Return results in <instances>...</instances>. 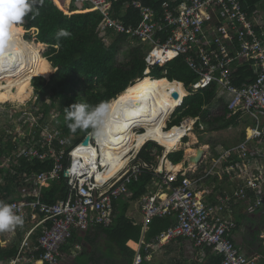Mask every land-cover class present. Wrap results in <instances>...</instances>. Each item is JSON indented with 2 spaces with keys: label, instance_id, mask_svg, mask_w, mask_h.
<instances>
[{
  "label": "built area",
  "instance_id": "1",
  "mask_svg": "<svg viewBox=\"0 0 264 264\" xmlns=\"http://www.w3.org/2000/svg\"><path fill=\"white\" fill-rule=\"evenodd\" d=\"M71 4L78 10L103 15L98 32L104 40L110 34L126 35L129 40L146 44L147 77L156 67L182 59L196 77L188 86L182 83L187 96L216 86L213 103L225 95L227 119L237 117L246 126V134L238 144L220 151L215 158L202 160L201 165L209 164L202 173L200 164L199 168L196 165L176 172L164 164L165 156L158 157L155 166L141 160L139 153L131 152L126 157L128 164L115 176L104 179L102 173L116 161L113 156L103 154L96 137L92 136V144L99 150L98 158L90 160L76 153L80 144L67 152L71 143L54 120L22 109L18 114L19 126L28 127L31 132L27 135L23 129L17 138L10 140L14 156L0 155V200L15 205L29 225L11 264H64L67 257L62 249L73 235L113 225L115 203L131 199L130 185L143 175L151 176L146 193L138 200L144 228L147 230L155 217L176 214V224L156 241L165 244L189 239L201 250L211 249L214 256L221 257L222 264H258V258L249 257L237 248L234 239L237 223L224 215L233 205L243 203L249 214L260 211L264 217V23L258 8L250 12L243 0H166L161 9L135 2L131 6L139 11L140 23L134 26L114 16L112 0H71ZM129 6L127 3L125 8ZM240 69L250 76L243 79L238 73ZM242 79L238 86L236 81ZM187 96L181 99L178 108ZM171 119L164 131L185 128L187 135L182 142L200 120L184 118L179 126L170 127ZM200 127L204 129L202 124ZM100 128L99 123L97 136ZM18 158L29 162L53 161V165L47 171L30 175L29 186L16 188L17 195L7 198L2 186ZM61 175L68 184L66 198L55 204L44 202L42 190ZM215 176L231 182L233 190L225 192L212 207L204 202L200 189ZM261 239L264 246V226ZM154 242L142 241L134 264L143 262L141 248L144 246L149 253ZM38 253L40 258L36 259Z\"/></svg>",
  "mask_w": 264,
  "mask_h": 264
},
{
  "label": "trees",
  "instance_id": "2",
  "mask_svg": "<svg viewBox=\"0 0 264 264\" xmlns=\"http://www.w3.org/2000/svg\"><path fill=\"white\" fill-rule=\"evenodd\" d=\"M165 1L112 0L114 16L122 19L128 25L138 26L140 14L131 4L139 2L144 6L161 9V5ZM127 3L130 6L125 8ZM243 3L252 12L264 4V0H243ZM65 4L66 0H42L38 6L39 14L26 16L23 19V26L27 31L38 30L36 41L48 46L44 57L52 64L53 68H59L48 80L41 76L35 77L32 80V85L39 95L38 100L42 102V112L45 117L54 109V104L58 102L59 117L55 125L58 126L57 128L63 132L70 143L74 142L73 145L71 144V146L67 147L66 150L69 152L72 146L78 145L84 140L85 136L95 132L96 128L78 129L73 133L68 128L69 121L65 118V109L76 102H86L94 106L101 101H112V99L117 98L118 95L134 85L137 82L136 80H143L147 67L145 59L149 47L139 41L129 40L126 35L110 34V43H106L98 33L99 24L103 20V15L100 12L81 11L75 7L66 9ZM61 29L65 30L69 35H62ZM132 42L135 46L125 49L127 43L132 44ZM122 55L124 56V62L119 60ZM238 73L243 75L250 74L242 70H239ZM151 76L158 80L168 79L172 87H179L182 83L188 86L196 80L195 74L190 71L182 59H177L164 67H156L152 71ZM242 81L243 79L237 80L238 86ZM50 94H52L53 102L47 105L44 100ZM216 95L217 87L213 86L185 97L182 106L178 109L176 108L177 110L175 109L173 121H171L169 126H179L184 118L197 117L200 120L196 127L201 132L221 131L236 126L239 121L237 117L227 119L228 101L226 96L224 95L223 99L213 103ZM212 106L216 108L213 109ZM217 108L220 110L219 113ZM215 111H217V114H215ZM98 123L99 121L97 125ZM200 124L204 126V129H201ZM72 136H80V138L73 141L71 139ZM154 148L157 151H154ZM163 150V147L157 143L149 142L141 150L139 158L149 164L157 165V158L162 156ZM14 153L15 150L11 141L5 146L0 141V155L14 156ZM167 158L174 165H178L184 159V151L172 152ZM68 162V158L65 159L66 165ZM52 165L53 161L47 163L39 161L29 162L23 158H18L17 162H13V166L8 173V179L2 186L6 193L5 197H11L13 191L18 187L29 186L28 178L30 175L47 171L51 169ZM204 165H201L200 173L206 169L203 168ZM150 182L151 176L143 175L138 181H134L130 185V190L133 194L131 199L115 203L113 225L108 228L98 227L92 229L85 235L86 241L93 245L94 248V252L90 254V257H92L88 259L81 255L74 259L73 264H87L86 260H91L92 262L101 261L102 257H97L96 254V252L98 253L96 244L102 235L107 243L116 248L124 259L123 263L112 261V264H134L136 252L128 247L127 244L130 241L140 243L144 238L146 243H152L163 232L176 224V214L172 213L164 217L153 218L145 231L143 221L136 223L128 216L127 213L131 203L137 202L146 193ZM67 191V181L61 175L59 180L52 182L50 187L42 190V200L55 204L57 201L66 198ZM79 240L80 236L75 233L67 245L63 247L62 252L68 254ZM18 250L19 246L10 248H2L0 246V261L15 258ZM140 253L143 256L141 264H151L146 260L148 255L144 246L141 248ZM206 255L207 264H222L221 257L214 256L211 249H208ZM35 258L39 259L40 253L36 254ZM68 261V258H66L64 264L68 263Z\"/></svg>",
  "mask_w": 264,
  "mask_h": 264
},
{
  "label": "bare ground",
  "instance_id": "3",
  "mask_svg": "<svg viewBox=\"0 0 264 264\" xmlns=\"http://www.w3.org/2000/svg\"><path fill=\"white\" fill-rule=\"evenodd\" d=\"M24 30L16 25L11 29V36L3 48H0V103H27L32 94V80L35 77L48 78L54 72L52 64L42 55L43 44H31L23 38ZM17 58V59H16ZM168 80V79H167ZM156 80L146 77L130 86L109 103L100 123V132L96 141L101 146L103 154L113 156L116 163L107 168L102 176L104 179L115 176L129 162L126 158L131 152L138 153L149 141H154L164 147V156L182 147V138L187 135L185 128L174 127L164 131L181 99L188 95L183 87H172L170 81ZM174 84V83H173ZM179 97L175 98L174 94ZM144 129L142 133L137 130ZM190 142L186 144V153L190 163L203 158L204 149H194L197 144L195 135L188 133ZM93 137L77 150L86 159H96L98 148L92 145ZM104 147H103V146ZM198 150V152H197ZM91 153V155H86ZM197 154V156H196ZM163 159V158H162ZM160 166L163 167V163ZM189 159V158H188ZM165 160V159H164ZM113 161V160H112ZM167 161V160H166ZM167 168L181 171L182 165H172L165 162ZM194 165H191V167ZM131 246L137 247L131 243Z\"/></svg>",
  "mask_w": 264,
  "mask_h": 264
},
{
  "label": "crops",
  "instance_id": "4",
  "mask_svg": "<svg viewBox=\"0 0 264 264\" xmlns=\"http://www.w3.org/2000/svg\"><path fill=\"white\" fill-rule=\"evenodd\" d=\"M240 70H242L244 72V69H240ZM239 74L242 76L243 79H245L246 76H248L246 74H244V75L241 73H239ZM156 80H158V79H156ZM236 84L238 85L237 81H236ZM202 132H205V131H202ZM206 133H209V132L206 131ZM244 137H245V135H244ZM198 143L199 142L197 139V144ZM181 144H182V142H181ZM182 145H180V146H182ZM200 149H204V147H202ZM198 150H197V152H198ZM196 156H197V154H196ZM188 158L190 160L189 156H188ZM165 162L166 163L170 162L167 157L164 160V164H165ZM180 164H182V163H180ZM172 165H174V164H172ZM200 165L198 166V168L200 167ZM182 168L184 169V165ZM200 190H201L200 196L201 195L204 196V202L209 204V206L214 207L216 204H218L220 202V200H221L220 198L224 196L225 192H229V191L233 190V185L227 179H223V178L220 179L219 177L215 176L212 179L206 180L202 184V188ZM16 195H17V192L13 191L12 196L14 197ZM246 208H247L246 205H244L243 203L238 204V205H233L232 207H230V210L225 211L224 215L226 217H231L237 223V228L234 231V239H235V243L237 245V248L240 249L245 254H247L249 257L258 258V260H259L258 264H264V246L262 245V239H261L263 226H264V217L262 215V212H260V211L258 213L249 214L247 212ZM127 214L136 223H140L143 221V215L140 211V208H138L137 213L135 211H131V208H129ZM260 219H261V221H260ZM144 230L146 231V229H144ZM12 232H13V234H15L13 241L9 239L10 236H13ZM25 232H22L19 229L16 232H14V231L3 232L5 239L2 240L0 238V246L2 248H10L12 246H18L20 241L22 240ZM78 235L80 236L79 242L77 244H75L70 249L68 254H66V257L69 260L68 263H66V264H73L74 259L76 257L81 256V255H84V257H86L88 259L92 257V256L90 257V254H92V252H94V248H93V245H91L85 239V235H87V233H82V234H78ZM142 241L145 242L144 238L141 240L140 243L130 241L128 243V247L130 246L129 248H131L133 251H135L137 253V251L140 248V244L142 243ZM105 242H107V241L105 240V237L102 235L96 244L98 246V253L96 251L95 252L97 254V257H102V260L98 261V262L97 261L92 262L91 260H89V262H87L88 264H104L103 263L104 260L109 261V264L112 263V260L110 258H108V257L105 258L99 252L100 246L102 245V243L105 244ZM131 243L135 244L137 247L131 246ZM207 252H208V249L201 250V249L197 248L194 245V243L189 239H183L182 238V239H178V240H172V241L165 243V244L164 243L161 244L158 241H155L153 243V246L150 248L149 253H147L148 256H147L146 260L151 264H207V260H208L206 257ZM11 261H12L11 259L6 260V261H0V264H11ZM86 261H88V260H86ZM21 264H29V263H21Z\"/></svg>",
  "mask_w": 264,
  "mask_h": 264
},
{
  "label": "rangeland",
  "instance_id": "5",
  "mask_svg": "<svg viewBox=\"0 0 264 264\" xmlns=\"http://www.w3.org/2000/svg\"><path fill=\"white\" fill-rule=\"evenodd\" d=\"M71 5H72L71 0H67L66 4H65V8L70 9ZM258 10H259L260 14L263 16V19L261 22L264 23V4L260 5L258 7ZM23 23H24V21L18 23V25H20V26H18V25H16V26H18L24 30L23 38L25 39V41H27L31 44H35V43L41 44V43H38L36 41L37 32L34 30L27 31L25 29V27L23 26ZM98 33L101 34V32H98ZM105 42L110 43V38L107 37ZM133 45L135 46V44L133 42H132V44L127 43V45H126L127 47L125 49H127L128 47L131 48ZM43 46L44 47H43L42 55L44 56V54L48 50V47L46 45H43ZM119 60L124 62V56L123 55L120 56ZM54 72H55V69H54ZM54 72L50 75V77L54 74ZM50 77H48V78L50 79ZM164 80L167 81V85L169 87L168 80L167 79H164ZM38 98H39V95L36 93V91L34 89L30 100L25 104L10 103V102L6 103V104L0 103V141H2V143L3 142L8 143V141H10L11 139L14 140V138H17L18 133H22L23 129H24V133H26L27 135L31 132V130L28 129V127L23 126V128H22L21 124L19 126L20 117L18 114L22 109H30V111L32 113L40 112V114H42L43 113L42 112V102H40L38 100ZM44 101L47 105L51 104L53 102L52 94L48 95ZM215 106L217 107V105H215ZM215 106H212V108L213 109L216 108ZM217 111L219 113L220 110L217 108ZM217 111H215V114H217ZM48 117L50 119L54 120L56 123V120L59 117L58 102H56L54 104V109L48 114ZM41 118H43V116ZM171 121H173V118L171 119ZM58 125H60V123H58ZM197 130L198 129H196V125H195V128L191 133L196 136L199 143L195 144L193 147H194V149L195 148L200 149L202 147L206 148L205 149V151H206L205 156L207 158L205 157L203 159V161L207 160L210 157L215 158L220 151H222L224 149H228L232 146H235L236 144H238L243 139L244 135L246 134L245 133L246 132V126L244 124H242L241 121H238V124L236 126H232V127H229L227 129L221 130V131H210L209 133H206V132H201V131H199V130L197 131ZM138 133H140V131ZM79 138H80V136H76V137L72 136L71 137V139H73V141H75V139H79ZM189 142H190V137H187V140H184V142H182L183 143L182 147L178 148L176 151L186 150V144H188ZM71 144L73 145L74 142ZM154 151H157V150L154 148ZM164 152H165V149L163 150V156H164ZM134 153H136V152H134ZM185 156H186V158H185ZM181 163H182L181 164L182 167L184 165V168H187V169H190V168L193 169L196 167L195 163L189 162L186 151H184V159ZM191 164L194 166L191 167ZM208 165L205 164L203 166V168L205 169ZM130 208H131V211H135L137 213L138 208H139L138 201L135 203L132 202ZM27 226L28 225L26 223H23L21 226H19L18 228H16L13 231L16 232L19 229L23 232L24 228ZM12 235L13 236H10L9 239L13 241L15 234H13V232H12ZM0 238L2 240L5 239L4 233H0ZM99 252L105 258L108 257L112 261H116L118 263L124 262V259H123L122 255L119 253V251L116 248L112 247L107 242H105V244L102 243V245L99 248ZM79 261H80V259H79ZM87 262H89V261H87ZM103 263L109 264V261L104 260ZM38 264H41V263H38Z\"/></svg>",
  "mask_w": 264,
  "mask_h": 264
},
{
  "label": "clouds",
  "instance_id": "6",
  "mask_svg": "<svg viewBox=\"0 0 264 264\" xmlns=\"http://www.w3.org/2000/svg\"><path fill=\"white\" fill-rule=\"evenodd\" d=\"M41 2L42 0H0V48H3L5 44L7 43L9 37L11 36V29L14 25L22 22L23 19L29 14H32L33 16L39 14L38 6ZM61 34L69 35L63 29H61ZM144 77L146 78L147 76L144 75ZM150 77L152 76L150 75ZM138 80H141V79H138ZM109 102L101 101L99 104L94 105V106L86 102H79V103L76 102L72 104L70 107L65 109V113H66L65 118L67 121H69L68 128L73 133H75L78 129L86 130L88 128H96L95 132L90 133L87 136L95 137L96 135L97 137V128L99 126V123H101V119L103 118L106 110L109 107V104H108ZM98 121L99 123L97 125ZM144 131L145 130L141 131L140 133ZM87 136H85V138ZM187 137H185V139ZM82 142H80L79 144H81ZM149 142H154V141H149ZM149 142H147L142 147V149ZM72 148L73 147H71V149ZM141 150L138 152L139 154ZM168 155L166 157H168ZM162 156H163V153H162ZM162 156L160 157L163 158ZM23 223H24V219L21 215L17 213L16 206L0 200V233L13 231L17 227L21 226Z\"/></svg>",
  "mask_w": 264,
  "mask_h": 264
},
{
  "label": "water",
  "instance_id": "7",
  "mask_svg": "<svg viewBox=\"0 0 264 264\" xmlns=\"http://www.w3.org/2000/svg\"><path fill=\"white\" fill-rule=\"evenodd\" d=\"M32 30L38 32L37 29H32ZM44 45H46V44H44ZM46 46H47V45H46ZM47 47H48V46H47ZM16 59H17V58H16ZM58 69H59V68L55 69V72H56ZM55 72H54V73H55ZM46 79L48 80L49 78H46ZM174 97H175V98H178V97H179V94H178V93H175V94H174ZM95 137H96V135H95ZM89 140H90V136H87V137L84 139V141L82 142L83 145L86 144ZM203 156H204V155H203ZM185 158H186V156H185ZM203 158H204V157H203ZM203 158H201V159L197 162V166L201 163V161L203 160ZM189 162H190V160H189Z\"/></svg>",
  "mask_w": 264,
  "mask_h": 264
}]
</instances>
